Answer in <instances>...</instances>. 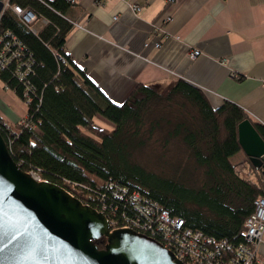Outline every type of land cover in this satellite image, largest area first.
<instances>
[{
	"label": "trees",
	"instance_id": "1",
	"mask_svg": "<svg viewBox=\"0 0 264 264\" xmlns=\"http://www.w3.org/2000/svg\"><path fill=\"white\" fill-rule=\"evenodd\" d=\"M72 3L8 0L0 17V37L14 35L24 45L21 64H31L24 79L17 76L15 63L0 68V81L28 114L25 125L9 126L0 118V133L14 161L85 204L106 205L117 220L135 211L126 199L114 197L112 185L152 199L171 216L183 219L186 228L217 242L226 240L234 246L244 242L245 222L254 212L255 200L264 197V172L247 158L245 169L251 180L244 178L231 158L242 151L241 122L250 120L263 140L264 127L233 103L213 107L200 88L183 79L165 91L162 85L139 84L125 102L111 101L66 51L74 26L66 18ZM15 5L32 10L37 21H45L43 27L33 30L22 23L12 9ZM27 89L30 104L25 103ZM98 119L106 125H98ZM157 133L164 136V145L179 140L188 150L191 166L177 162L171 177L138 163L136 152L151 144ZM196 170L202 172L199 184L193 176ZM190 181L197 186H190ZM105 243L96 241L99 248Z\"/></svg>",
	"mask_w": 264,
	"mask_h": 264
},
{
	"label": "crops",
	"instance_id": "2",
	"mask_svg": "<svg viewBox=\"0 0 264 264\" xmlns=\"http://www.w3.org/2000/svg\"><path fill=\"white\" fill-rule=\"evenodd\" d=\"M134 1L138 13L127 0H76L66 17L74 25L66 41L71 61L111 101L125 102L139 84L183 79L213 107L233 103L264 127V0ZM26 115L0 81V118L11 126ZM258 255L264 262V237Z\"/></svg>",
	"mask_w": 264,
	"mask_h": 264
},
{
	"label": "water",
	"instance_id": "3",
	"mask_svg": "<svg viewBox=\"0 0 264 264\" xmlns=\"http://www.w3.org/2000/svg\"><path fill=\"white\" fill-rule=\"evenodd\" d=\"M5 6L0 0V17ZM238 137L242 152L264 172V140L250 120L239 124ZM0 264L184 263L134 230L110 231L97 209L58 184L33 179L0 133Z\"/></svg>",
	"mask_w": 264,
	"mask_h": 264
},
{
	"label": "built area",
	"instance_id": "4",
	"mask_svg": "<svg viewBox=\"0 0 264 264\" xmlns=\"http://www.w3.org/2000/svg\"><path fill=\"white\" fill-rule=\"evenodd\" d=\"M75 1L72 0V2ZM127 2L133 12L141 11V6L134 0H127ZM5 3L6 8L8 0ZM12 9L22 23L36 30L34 24L37 22V15L32 10L23 9L17 5L13 6ZM117 19L115 17V20ZM8 36L11 38L9 39ZM160 45L159 42L156 47H160ZM23 50L24 45L10 32L6 33L4 37H0V68L15 63L17 76L20 79L28 76L31 71V64L29 62L21 64L20 62ZM199 54L200 52L195 50L190 52L188 56L190 59H195ZM58 57L64 61L62 57ZM24 98L25 103L30 104L32 102L28 89ZM27 118L28 114L19 122L25 125ZM235 170L244 178L251 180L243 163L235 165ZM27 173L38 182L48 181L36 170L32 169ZM111 189L114 197L120 200L126 199L133 206L135 215L130 217L124 214L125 219L120 221L117 220L115 214L109 211L106 205L95 208L105 215L110 231L131 229L143 234L159 242L184 264H264L258 255L264 237V197H258L255 200L254 212L245 222V229L242 233L244 242L234 246L226 240L217 242L213 237L207 236L201 231L186 228L183 219L171 216L169 211L162 208L157 202L143 197L137 191H130L129 188L118 185H112Z\"/></svg>",
	"mask_w": 264,
	"mask_h": 264
},
{
	"label": "rangeland",
	"instance_id": "5",
	"mask_svg": "<svg viewBox=\"0 0 264 264\" xmlns=\"http://www.w3.org/2000/svg\"><path fill=\"white\" fill-rule=\"evenodd\" d=\"M39 22L40 21H37L34 24V26L37 27ZM165 90H166V86H163L162 91ZM97 124L106 125V122L103 119H98ZM164 140H165L164 136L161 133L155 134L154 138L151 140V144L140 148L136 152V160L138 163L146 167L148 170H151L161 175L166 174L167 176L172 177L175 176L176 174L174 173L173 168L177 166L178 164L177 162L179 161L183 163L187 162L190 165L185 164V166H191L190 157L187 148L184 145H182L179 140L172 139L167 145H164L165 144ZM246 159H245V155L241 151L239 152L238 157L232 159V162L234 163V165H237V163L239 162L243 163L242 160H246ZM193 176L194 179L197 180L199 184V182L201 181L200 179L202 178V172H200V170L198 171L196 170ZM190 182H191L189 183L190 186H197L195 184L193 185V181Z\"/></svg>",
	"mask_w": 264,
	"mask_h": 264
}]
</instances>
